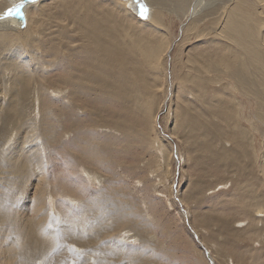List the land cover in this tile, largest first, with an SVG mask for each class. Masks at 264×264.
Listing matches in <instances>:
<instances>
[{
	"label": "rangeland",
	"instance_id": "obj_1",
	"mask_svg": "<svg viewBox=\"0 0 264 264\" xmlns=\"http://www.w3.org/2000/svg\"><path fill=\"white\" fill-rule=\"evenodd\" d=\"M62 1L45 0L31 12L40 14L41 38L26 57L15 56L17 44H0V264H209L172 197L173 181L216 264H264V215L256 212L264 211V93L254 99L247 86L235 91V76L226 69L230 41L218 27L229 2L206 6L209 15L185 32L172 54L173 98L161 126L185 157L177 176L174 143L154 140L144 108L149 102L156 111L166 96L159 70L138 61L111 72L100 63L98 77L82 78L83 96L51 95L49 81L61 86L64 74L44 77L37 61L47 65L87 43L65 14L78 0ZM86 1L105 14L98 32L103 43L118 41L110 36L121 29L122 14L108 2ZM250 9L255 13V6ZM159 12L163 26L154 49L177 40L183 21L172 5ZM260 67L250 68L257 80L264 78ZM138 70L144 78L139 93L133 81ZM116 85L129 90L122 91L124 103L114 98ZM42 91L50 97L43 99ZM53 216L61 222L59 238L48 228Z\"/></svg>",
	"mask_w": 264,
	"mask_h": 264
},
{
	"label": "bare ground",
	"instance_id": "obj_2",
	"mask_svg": "<svg viewBox=\"0 0 264 264\" xmlns=\"http://www.w3.org/2000/svg\"><path fill=\"white\" fill-rule=\"evenodd\" d=\"M44 1L45 0H36L34 4L25 3V6L23 8V13H24L23 20H21L19 16H15V15L9 18L0 19V44L9 45V46L11 44H17L18 45L17 49L19 50L16 49L17 52L15 50V53H16L15 56H18V57L25 56L26 57L25 53L29 52V48L31 46L34 48L37 46H40L38 45V43H40L39 40L41 38V35L37 29V26L39 22L41 21L40 14L36 13V16H35L34 14L32 15L31 12L33 11V9L34 11L40 10L43 6L41 4ZM218 1L220 3V0H143V3L147 5L148 10H149L147 14V18L145 19V18H142L138 14L137 5L135 3V0H96L97 4L101 5V7H103V5L106 2H108L109 5L113 7L114 12H116L117 14H122V19H123L122 22H120L121 29L116 30L115 32L111 33L112 36H110L111 39L116 36L118 41H116L115 43H112V42L103 43V39L98 33L99 26L103 24V19L100 18L101 13H102L100 12L101 10L99 11V8L92 1L91 3L86 0H78L76 2H73L74 6L71 5L69 7L70 10H67V12L65 10L64 11H65V14L67 13L66 18H68V20L71 21V23H73L76 26V30L81 31V33L84 34V37L81 40H86L87 43L84 44V46L79 49H72V50L69 49L68 54L65 53L64 55L59 56L54 61L46 62L47 65H45L43 62L37 61L38 62L37 67L39 68L38 71H40V73H42L44 77H49L52 72L54 73L58 71L62 72L64 75H62L63 77H61L59 80L61 82V86L58 85L54 81H49L50 85L48 88H51L52 90L51 95H53L54 97H58V99H61V98L69 99L70 97L73 98V96H75L76 94L79 95L80 93L83 92L82 89L84 85H83V82L81 81L82 78L84 79V81H87V80H94L95 77H98L95 71L96 70L95 68L97 64H100V63H101L100 65L106 64L107 69L109 68L111 72H114V68H117L118 70L120 68L128 66L132 62H138V61L139 62L141 61L144 65H147L151 68H155L156 70H159L161 73H163L165 77L166 91H167L166 96L161 104V107H159L156 111L152 112L151 107H148V106H151L149 102H145L144 108L145 110H149V113H148L149 119L151 123L153 124V131L156 134V139L154 140L161 141L165 138L174 143L175 146L173 145V148L171 149L170 154H171V157L174 158V162L176 163L175 172L177 170V176H179L182 165L185 162L184 160L185 157L183 153L178 151V146L176 144L173 134H166V132L161 126V118L163 117L164 114H166L169 111V103L171 102L173 98V90L169 84V81H171V84H172V60H173L172 54L174 50L176 49V46L180 38L183 39L185 32L186 33L188 31L193 32L194 30H196L198 23L201 22V18L202 17L204 18L206 14L210 12V8H208L205 11H204V8H206V6H209V5L215 6L214 4H216ZM227 1L229 2V4L228 6L225 7V9L227 8L230 9L229 14L226 13L227 16H225V13H224L223 17L225 16L226 20L224 23L221 24V27H218L220 36H224L230 41V46L228 48L226 47V50L229 49L225 54V57L229 58L228 63L226 64V69L232 76L231 78H234L235 76L234 78L235 91L237 90L238 92L242 93L243 87L247 86L248 89L249 88L251 89V92L252 90L254 91L253 93L255 97L254 99H257L260 97L259 92L264 93V78L262 80L261 79L257 80L259 74L256 75L255 73H253V70H250V68L258 64V66H261L260 69L264 71V64L259 63V62L264 61V56L260 54V51L264 52L263 51L264 50V0H253V2H249L248 0H227ZM20 2L21 0H8V1L0 0V16L4 15L9 9L15 8ZM77 4L79 5L78 6L79 11L75 12L73 10V7L78 8ZM167 4L172 5L173 7H175V9L178 10L180 14H183V18H182L183 21L180 25V32L178 35L179 38L170 43L163 41L162 43H160V45L157 48L154 49L153 47H151V44L153 43L154 35L156 32L157 33L161 32V26H163V18H162L163 13L159 12V8L164 7ZM254 6L256 7V11L255 13L252 14L250 8H253ZM228 9H227V12H228ZM102 15L105 16L104 13H102ZM223 17H221L222 21L224 20ZM39 18H40V21H39ZM68 20L66 19V21ZM70 40L72 43L77 41V39H74V38H71ZM100 42H102V44H100ZM104 46L106 47L104 48ZM233 47H234V50L232 51ZM12 48L13 47H11V49ZM219 49H221V47ZM224 52L225 51H223L222 53ZM38 53H40V51H38ZM8 54L10 53L8 52ZM162 57L166 58L165 59V62H166L165 71L163 69ZM25 59L28 64L29 63L28 61H31L32 57L31 58L29 57V59L28 58H25ZM36 60H38L37 57H36ZM18 62H16V64ZM10 64L13 65L12 62ZM211 65L213 67L214 64H211ZM28 67L30 68V65H27V69H29ZM88 68H90V70ZM215 68L217 69L216 65H215ZM50 69H53V70L50 71ZM218 70L220 71V69ZM139 71L141 70H138V72H136V80H133L134 83H138V88L136 90L138 91V93L140 91L139 84L144 82L142 71L141 72ZM238 71H241V72L239 73ZM210 72H211V66L210 68H208V66H205V73L208 74ZM243 74L246 76H244ZM121 77L123 78V76ZM253 77H256V79L253 80ZM115 79L116 80L118 79V75L115 76ZM120 82L121 81L119 80V83ZM128 82H132V81H128ZM118 87L119 85H116V88L114 87V91H115V93L113 94L114 98H118V99L121 98L122 103H124L125 100L123 96L125 95L122 93L123 90L121 91L117 90ZM93 90H96V89H93ZM126 91H129V90L126 89L123 92H126ZM13 92H16V90ZM83 95L84 93H82V96ZM44 97L48 99L50 96H48L46 92L43 93L42 91V98L44 99ZM11 102H12L11 103L12 104L11 109H12L14 99H12ZM15 105L16 104H14V106ZM165 107L166 109L164 110ZM240 136H243V135L239 134V137ZM232 140L234 139L232 138ZM262 158L264 159V157ZM260 160H261V157H260ZM262 171L264 173L263 167H262ZM168 172L170 173V171ZM174 183L175 181H173L171 184V194H172L173 199H175L177 205L179 204V209L181 210L183 214V218L185 219L184 221H186L187 226H189L192 229V231L194 232V235H196L200 244L207 251L208 253L207 258H209L208 262L210 261L212 262V264H216V261L212 254V250H210L205 245L203 240L200 238L199 233L192 226L190 222V217H191L190 212L191 211H189V209L186 208L184 201L179 197L178 183H177V187H176V184ZM240 184H243V183L241 182ZM258 202H259L258 200H255V201L253 200V204H258ZM256 212L258 216L264 215V211L262 208H259ZM204 254H205V251H204ZM205 257H206V254H205ZM25 262L26 264H29V261L25 260Z\"/></svg>",
	"mask_w": 264,
	"mask_h": 264
},
{
	"label": "snow or ice",
	"instance_id": "obj_3",
	"mask_svg": "<svg viewBox=\"0 0 264 264\" xmlns=\"http://www.w3.org/2000/svg\"><path fill=\"white\" fill-rule=\"evenodd\" d=\"M35 2H36V0H21V2L15 8L9 9L4 15L0 16V19L9 18V17H12L13 15H15V16H19L21 18V20H23L24 19L23 8L25 6V3L34 4ZM135 3L137 5L138 14L142 18L146 19L148 11H149L147 5L145 3H143V0H135ZM60 223L61 222H60L59 218L53 216L52 222H50L48 225L49 229L54 230V232L57 235V238H59V234H60V229H59ZM59 246L60 245L57 243V247H59ZM73 251H75V250L73 249Z\"/></svg>",
	"mask_w": 264,
	"mask_h": 264
},
{
	"label": "water",
	"instance_id": "obj_4",
	"mask_svg": "<svg viewBox=\"0 0 264 264\" xmlns=\"http://www.w3.org/2000/svg\"><path fill=\"white\" fill-rule=\"evenodd\" d=\"M189 227V226H188ZM190 231L193 233V236L196 240V242L200 245V247L205 251V254L208 255L207 251L204 249V247L200 244L199 240L197 239L196 235H194V232L192 231V229L189 227ZM207 257V256H206ZM212 264V262H210Z\"/></svg>",
	"mask_w": 264,
	"mask_h": 264
}]
</instances>
